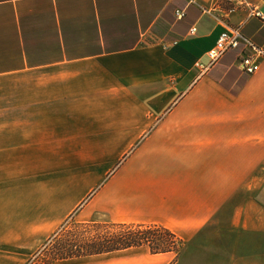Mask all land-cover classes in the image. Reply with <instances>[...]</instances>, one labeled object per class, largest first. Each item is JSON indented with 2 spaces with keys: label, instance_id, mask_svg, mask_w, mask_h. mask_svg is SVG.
Segmentation results:
<instances>
[{
  "label": "crops",
  "instance_id": "obj_1",
  "mask_svg": "<svg viewBox=\"0 0 264 264\" xmlns=\"http://www.w3.org/2000/svg\"><path fill=\"white\" fill-rule=\"evenodd\" d=\"M264 0H0V264L69 218L157 225L54 264H264V59L204 74L225 25L264 49ZM183 13L181 18L176 12Z\"/></svg>",
  "mask_w": 264,
  "mask_h": 264
},
{
  "label": "trees",
  "instance_id": "obj_2",
  "mask_svg": "<svg viewBox=\"0 0 264 264\" xmlns=\"http://www.w3.org/2000/svg\"><path fill=\"white\" fill-rule=\"evenodd\" d=\"M119 229V234L93 241L86 247L74 246V250H64L55 253L48 264L56 260L73 257L91 256L109 253L129 248L147 246L152 254L177 252L181 246L180 240L170 230L157 225L141 224H111Z\"/></svg>",
  "mask_w": 264,
  "mask_h": 264
},
{
  "label": "rangeland",
  "instance_id": "obj_3",
  "mask_svg": "<svg viewBox=\"0 0 264 264\" xmlns=\"http://www.w3.org/2000/svg\"><path fill=\"white\" fill-rule=\"evenodd\" d=\"M6 81V77H1L0 86L5 84ZM117 234H119V229L114 228L111 224L86 222L75 217L69 218L48 238L39 250L28 257L25 264H48L55 253L74 250V246L86 247L93 241L100 242L102 239Z\"/></svg>",
  "mask_w": 264,
  "mask_h": 264
},
{
  "label": "built area",
  "instance_id": "obj_4",
  "mask_svg": "<svg viewBox=\"0 0 264 264\" xmlns=\"http://www.w3.org/2000/svg\"><path fill=\"white\" fill-rule=\"evenodd\" d=\"M182 16V12H176V17L181 18ZM250 17L258 18L264 24V14L259 10L253 9L252 12H250ZM239 46L243 47L245 55L237 58V67L247 76L254 75L260 68L258 60L261 58L264 59V49L245 38L241 33L240 26L231 27L227 25H225L223 31L219 34L213 48L208 51L207 61L205 63L200 62L196 65L200 74L207 72L220 61L226 53L238 49Z\"/></svg>",
  "mask_w": 264,
  "mask_h": 264
}]
</instances>
